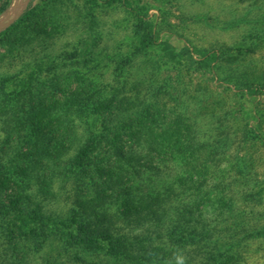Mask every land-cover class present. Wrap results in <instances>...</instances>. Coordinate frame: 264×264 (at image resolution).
<instances>
[{"label":"trees","instance_id":"1","mask_svg":"<svg viewBox=\"0 0 264 264\" xmlns=\"http://www.w3.org/2000/svg\"><path fill=\"white\" fill-rule=\"evenodd\" d=\"M139 17L138 51L157 38L148 15ZM164 46L169 62L209 65L208 56L195 59L187 50L184 59V50ZM24 68L0 71L4 81L6 75L22 81L7 117L11 126L0 135V216L14 236L0 261L30 264L31 252L59 242L54 264H174L178 253L186 264H250L252 239L264 237V212L238 204L233 186L239 178L221 168L223 144H198L194 122L161 114L158 96L139 98L140 90L118 87L110 95L83 72L64 83L40 81ZM230 81L237 89L261 84L237 75ZM36 104L38 116L27 114V124L43 130L19 129L20 112ZM236 163L248 182L245 164ZM56 176L73 179L71 205L64 214H45L34 187L52 184ZM244 189L241 199L249 202L251 191ZM263 199L251 201L257 208ZM251 214L258 217L253 223Z\"/></svg>","mask_w":264,"mask_h":264},{"label":"rangeland","instance_id":"2","mask_svg":"<svg viewBox=\"0 0 264 264\" xmlns=\"http://www.w3.org/2000/svg\"><path fill=\"white\" fill-rule=\"evenodd\" d=\"M124 1L0 0V21L21 9L14 24L0 31V71L25 67V72L32 70L31 76L40 81L56 79L62 83L83 72L110 95L118 87L132 94L140 90L136 94L139 98L158 96L156 110L161 114L169 118L181 115L194 122L198 144H223L221 168L239 178L233 186L238 204L242 202V208L253 214L264 212V199L257 208V202L251 201L259 195L264 198V0H127L133 10L127 9ZM26 8L28 12H24ZM146 15L157 38L149 48L138 51L139 16ZM165 44L176 52L189 50L195 59L208 56L205 60L209 65L169 62ZM186 53L184 59L188 58ZM36 65L40 73L34 70ZM236 75L261 84L237 89L228 84ZM6 79L0 78V135L11 126L7 117L15 110V94L22 89L18 78L13 81L6 75ZM40 108L36 104L20 112L18 128L41 132L43 128L28 125L26 119L27 114L38 116ZM237 153L240 158L235 157ZM239 160L246 166L248 182L239 173ZM72 183V178L56 176L52 184L34 187L45 214L68 211ZM244 188L251 191L249 202L241 199ZM93 190L91 186L89 193L94 194ZM253 214L251 223L258 218ZM2 220L0 216V253L9 251L14 240ZM41 239L35 240L37 244ZM30 243L35 246L34 241ZM250 246V264H264V237L252 239ZM60 249L59 242L46 243L30 253V264H46L48 260L54 264Z\"/></svg>","mask_w":264,"mask_h":264},{"label":"water","instance_id":"3","mask_svg":"<svg viewBox=\"0 0 264 264\" xmlns=\"http://www.w3.org/2000/svg\"><path fill=\"white\" fill-rule=\"evenodd\" d=\"M20 11L21 9H18L17 13L13 16H9L8 18H5L0 21V31L3 30L4 28L8 27L11 25L14 21H16L19 16H20Z\"/></svg>","mask_w":264,"mask_h":264},{"label":"clouds","instance_id":"4","mask_svg":"<svg viewBox=\"0 0 264 264\" xmlns=\"http://www.w3.org/2000/svg\"><path fill=\"white\" fill-rule=\"evenodd\" d=\"M174 264H186L185 257L182 253H178L174 257Z\"/></svg>","mask_w":264,"mask_h":264}]
</instances>
